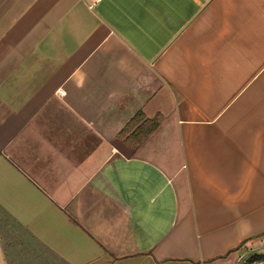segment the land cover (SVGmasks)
<instances>
[{
    "label": "crops",
    "instance_id": "1",
    "mask_svg": "<svg viewBox=\"0 0 264 264\" xmlns=\"http://www.w3.org/2000/svg\"><path fill=\"white\" fill-rule=\"evenodd\" d=\"M254 254L264 0H0V264Z\"/></svg>",
    "mask_w": 264,
    "mask_h": 264
},
{
    "label": "trees",
    "instance_id": "2",
    "mask_svg": "<svg viewBox=\"0 0 264 264\" xmlns=\"http://www.w3.org/2000/svg\"><path fill=\"white\" fill-rule=\"evenodd\" d=\"M162 118L156 115L151 119L145 118L143 113L138 111L122 128L120 135L125 140L131 139V145L140 144L160 124ZM243 264H264L263 254H254L246 259Z\"/></svg>",
    "mask_w": 264,
    "mask_h": 264
}]
</instances>
